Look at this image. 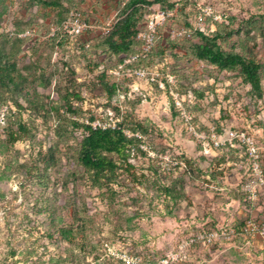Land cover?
Returning <instances> with one entry per match:
<instances>
[{
	"label": "rangeland",
	"instance_id": "374dc122",
	"mask_svg": "<svg viewBox=\"0 0 264 264\" xmlns=\"http://www.w3.org/2000/svg\"><path fill=\"white\" fill-rule=\"evenodd\" d=\"M126 1L59 0L61 7L50 9L36 0H0V46L22 73L29 100L0 90V109L8 112L5 124L17 136L12 143L0 129V264H122L107 256L105 244L149 263L170 258V264H264V246L257 240L221 238L180 250L198 234L264 222V189L255 206L241 193L249 169L244 151L237 145L214 149L188 134L169 95L135 78L120 80L118 94L108 103L95 78L101 64L111 67L117 59L51 40V26L77 10L95 27L79 43L94 42ZM168 1L173 16L158 28L150 66L175 77L176 91L199 132L251 134L264 170V94L255 99L237 74L218 73L184 57L183 48L197 42L192 33L198 7L209 6L219 19L205 18L203 33L213 32L215 24L238 30L223 48L264 63V0ZM250 17L263 18L260 33L241 30L240 23ZM230 18L235 21L228 25ZM175 39L180 46L170 49L168 42ZM66 99L74 115L64 111ZM126 115L144 127L141 153L131 160L130 173L112 185V194L91 189L75 158L83 133L69 122L108 126L121 124ZM16 122L24 132L16 131ZM81 222L86 227L78 243L57 240L54 231Z\"/></svg>",
	"mask_w": 264,
	"mask_h": 264
},
{
	"label": "trees",
	"instance_id": "16d2710c",
	"mask_svg": "<svg viewBox=\"0 0 264 264\" xmlns=\"http://www.w3.org/2000/svg\"><path fill=\"white\" fill-rule=\"evenodd\" d=\"M36 1L50 9L61 7L59 0ZM153 7L165 12L173 10V4L168 0H127L119 11L115 22L109 28L108 33L95 38L94 42L79 43L81 38L75 40L59 33L51 38V40L58 45H61L65 41L73 42L75 45L78 44V51L80 53L85 54L92 49L98 55L116 58L118 63L122 58L133 55L139 50L141 41L138 39V25L145 20L149 15L147 13ZM70 11L61 16L58 23L62 22ZM234 21L235 18H230L228 25L233 24ZM261 23H263V18L250 17L240 23L242 27L240 29L247 32L260 33L263 30ZM185 25L190 28L189 24L185 23ZM236 32L238 30H231L229 26H225L224 24H215V30L210 33L194 31L192 38L197 42H188V45L183 47L184 57H190L197 62L204 63L214 68L218 73L237 74L241 83L248 87L250 94L255 99L260 100L264 94V63L258 61L256 58L247 57L244 53L235 51L234 48L227 50L223 48L226 41L233 34H236ZM179 46L178 39L168 42L170 49L178 48ZM155 47L150 58L146 62L140 63L142 66H150ZM170 56L174 60L180 59L179 56L172 52ZM101 66H104V71L100 70ZM113 66L106 67L104 64H101L98 67L99 72L95 78L101 95L104 96L108 103L118 94L120 80L131 79L127 77L115 78L109 75L107 70L113 68ZM171 76L174 77L173 75ZM23 80V75L18 70L16 62L0 46V90L10 91L24 98L29 103L27 94L24 93L22 87ZM155 88L157 87L155 86ZM165 94L167 93L165 92ZM62 107L66 113L74 115V111L67 99ZM69 123L73 128L79 129L83 133L75 149V158L77 165L83 170L86 182L91 189L105 190L112 194V185L118 182L121 174L124 172L130 173L133 169L131 160L135 154L141 153L138 147L141 141L136 138H128L125 136L123 129L127 127L132 133L138 132L144 134V127L135 121L131 115L124 116L121 124H117L115 129L102 130L97 128L94 130L88 125L73 120H70ZM10 125L3 126L0 129L6 130L8 139L13 143L17 140V136H14L9 131ZM15 126L16 131L19 133L25 131V127L22 124L16 122ZM131 176L133 178L136 177L134 174H131ZM165 192L169 195L172 194L169 188H165ZM176 197L175 195L174 198ZM85 227V223L81 222L79 225L76 224L75 228H60L54 231V233L58 241L75 245L79 240L84 238ZM129 254L142 258L139 254Z\"/></svg>",
	"mask_w": 264,
	"mask_h": 264
},
{
	"label": "built area",
	"instance_id": "2783aa9c",
	"mask_svg": "<svg viewBox=\"0 0 264 264\" xmlns=\"http://www.w3.org/2000/svg\"><path fill=\"white\" fill-rule=\"evenodd\" d=\"M198 16L196 18V27L194 31L204 32V19L211 18L214 22L219 18L214 17L209 6H199ZM173 13L165 12L158 9L153 10L145 18L144 30L138 33V39L141 41V46L137 53L124 57L120 62L115 64L113 68L107 70V73L115 78H135L149 86H156L161 92H166L171 98L175 109L179 115V119L184 126L185 131L194 136L197 140L203 143H209L214 149H222L225 147L239 146L248 160V174L241 186V193L244 200L255 206L259 196L264 189V170L261 164V153L257 146L255 138L246 131L227 130L223 135H218L213 129L208 134L199 132L198 127L194 125L192 116L184 109V97L180 96L176 91V81L170 74H162L156 66H142L140 63L146 62L153 53L156 43V33L158 28L162 26L168 18L172 17ZM95 27L88 24L83 15L77 10H71L67 17L57 25L51 26L50 36L54 37L57 33L67 36L72 39L82 38L86 33L94 30ZM102 35H106L109 29L102 30ZM177 35H181L178 33ZM175 37V36H173ZM104 71V66L100 67ZM7 108L0 109V128L5 125ZM117 124L101 126L97 124H88L94 130L99 128L102 130L115 129ZM124 132V131H123ZM128 138H136L141 141L140 134L132 132H124ZM141 143V142H140ZM139 143V149L142 147ZM134 151V149H133ZM241 238L247 241L257 240L264 246V222H255L250 220L241 228L221 229L211 231L209 233H201L190 239L187 243L180 247L183 250L186 245L199 243L206 247L221 238ZM107 256L116 259L122 264H170L174 259H164L158 263H149L139 256L130 255L126 252L119 251L105 244Z\"/></svg>",
	"mask_w": 264,
	"mask_h": 264
}]
</instances>
